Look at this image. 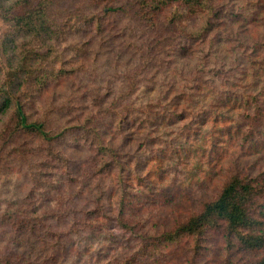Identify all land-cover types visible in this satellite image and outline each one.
Listing matches in <instances>:
<instances>
[{
  "label": "rangeland",
  "instance_id": "374dc122",
  "mask_svg": "<svg viewBox=\"0 0 264 264\" xmlns=\"http://www.w3.org/2000/svg\"><path fill=\"white\" fill-rule=\"evenodd\" d=\"M222 8L204 43L164 15L140 18L133 0H55L54 28L33 39L0 13V78L20 74V55L47 54L35 64L50 73L26 110L53 134L65 131L53 142L59 162L23 133L0 140L1 258L17 247L7 209L47 217L40 233L22 237L27 264H121L141 250L144 232L172 230L232 172L264 170V0H222ZM103 141L114 144L113 169V154L99 153ZM45 157L56 167L46 169ZM123 183L131 228L116 219ZM196 241L161 242L139 252L140 264H243L260 254L231 248L221 228L197 251Z\"/></svg>",
  "mask_w": 264,
  "mask_h": 264
},
{
  "label": "trees",
  "instance_id": "16d2710c",
  "mask_svg": "<svg viewBox=\"0 0 264 264\" xmlns=\"http://www.w3.org/2000/svg\"><path fill=\"white\" fill-rule=\"evenodd\" d=\"M11 4H8V2ZM140 18L147 21H157L162 15L169 23H181L191 40L204 43L213 32L220 28L222 17L225 16L222 8V0H133ZM55 0H0V13L5 21L13 23L18 34L31 39L40 38L50 34L57 22L54 19L52 10ZM19 12L12 11L13 8ZM120 6H110L109 10H119ZM170 11V12H169ZM169 12V13H168ZM168 13V14H167ZM192 18L198 20L196 24H185ZM49 47H54L49 42ZM264 47V38L262 42ZM20 55V54H19ZM47 54L35 52L33 56L20 55L19 62L26 60L22 66L15 68L20 74L0 78V112L7 113L8 119L0 125V140H8L16 133H23L27 136L41 140L46 143V156L56 161H62L61 152L53 148V142L63 136L65 131L53 134L46 128L44 121L30 119L26 110L29 100L28 94L39 88L42 77H46L50 70L36 66L35 60ZM22 61V62H23ZM99 153L103 157L112 156L108 163L113 169L116 150L114 144H99ZM112 152V153H111ZM43 158L41 162L46 169L56 167V162ZM128 179H132L129 177ZM129 184L123 183L120 206L117 210L116 219L121 227H134V222L128 219V204L126 199L130 195ZM39 210L7 209L2 213V219L12 228L15 233L17 247L10 250L6 257H0V264H27L28 258L20 250L22 248V237L29 232L37 234L42 227L48 223L47 217L40 216ZM88 214V212H87ZM98 217L109 218L107 214L98 212ZM110 218H113L112 216ZM109 218V219H110ZM224 229L229 246L243 249H257L260 254L254 260L243 264H264V170L242 173L232 172L225 180L219 194L202 204L198 211H193L176 223L172 230L164 231L159 235L144 232L141 237L142 254H151L153 248L164 241L171 242L182 234H188L197 242L203 239L209 229ZM40 231V232H39ZM51 232V231H50ZM50 234L56 236L54 231ZM236 239V242H235ZM162 242V243H161ZM20 247V248H19ZM132 254L126 257L121 264H140L141 254Z\"/></svg>",
  "mask_w": 264,
  "mask_h": 264
}]
</instances>
